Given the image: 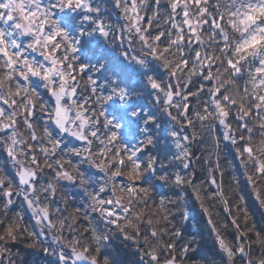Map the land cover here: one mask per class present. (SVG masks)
<instances>
[{"label": "snow or ice", "instance_id": "6c2138e0", "mask_svg": "<svg viewBox=\"0 0 264 264\" xmlns=\"http://www.w3.org/2000/svg\"><path fill=\"white\" fill-rule=\"evenodd\" d=\"M224 150L264 206V0H0V264L20 243L44 264H264ZM194 161L228 213L200 205L210 255L185 239Z\"/></svg>", "mask_w": 264, "mask_h": 264}, {"label": "trees", "instance_id": "16d2710c", "mask_svg": "<svg viewBox=\"0 0 264 264\" xmlns=\"http://www.w3.org/2000/svg\"><path fill=\"white\" fill-rule=\"evenodd\" d=\"M223 148V145L221 146ZM197 156H200L201 153L199 151L196 152ZM227 155V150L221 151L219 153L222 171L224 173L223 178L219 175L218 172H214L218 185L221 184L225 192L226 198L229 200V208L232 211V214L238 217L239 222L243 225L245 221V216L243 212L236 211V205L239 204L241 208L245 206L248 209V217L247 224L251 227L253 224L257 225V228L264 226V206H261L251 194V189L249 187H245V178L242 175L243 170L237 171L231 164L232 156L227 155V159L225 156ZM193 167L195 169V179L194 183L199 188V195L201 199L198 201L196 199V193H193L191 190L188 194V202L191 205V219L184 225L185 239H189L195 237L197 242L200 244V248L197 251V255H205L211 254L213 251L217 249L214 247V238L209 235V229L206 225L207 217L201 210V203L203 206L208 209V213L211 215L214 222L217 224H223L225 220L228 218V213L224 210V204L222 202L217 201L216 199H212L211 193L215 191L216 186L210 185L207 181L209 179L206 174L204 168H202L201 163L199 161L193 162ZM233 176H236L240 185L238 186L236 182L233 180ZM68 192H73L74 189L69 186V182H62ZM65 188H60L58 190V198L62 199ZM243 188V191H241ZM163 191V190H161ZM240 195L244 196V203H240L238 197ZM81 197L77 196L76 203L68 204V213L70 215H74L73 209L79 206L82 203ZM30 220L29 216L25 217V221L28 222ZM77 227L81 232L84 231V228L81 224H78ZM231 233L232 230L230 229ZM226 240H231L232 235H226ZM119 244V241L117 242ZM19 251V255L15 256L17 264H21L23 261H27V264H44L43 259H38V254L33 253L34 250L26 247L25 243H20L14 246L13 252ZM132 251L131 247L121 248L118 252L113 251L112 255L118 258L122 264H130L131 259L133 257L130 256ZM179 255V252L176 253ZM187 264V262H184Z\"/></svg>", "mask_w": 264, "mask_h": 264}]
</instances>
